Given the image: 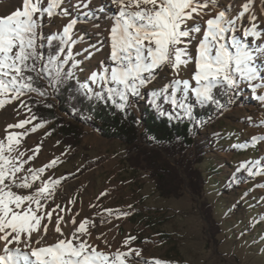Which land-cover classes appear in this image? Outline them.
Segmentation results:
<instances>
[{
  "label": "snow or ice",
  "instance_id": "obj_1",
  "mask_svg": "<svg viewBox=\"0 0 264 264\" xmlns=\"http://www.w3.org/2000/svg\"><path fill=\"white\" fill-rule=\"evenodd\" d=\"M91 3L21 0L16 10L0 15V109L13 105L17 114V121L6 125L0 138V264H148L138 259L141 250L131 246L136 236L129 235L115 252L104 240L106 251L90 242L89 229L97 226L94 219L84 217L78 222L79 212L72 213L67 205L56 203L65 178L47 173L59 158L35 167L32 162L42 143L31 149L23 147L30 134L48 123L33 111V95L47 99L71 86L74 95L70 100L82 97L124 112L131 98L144 95L159 73L170 69L173 78L148 92L151 105L169 120L187 118L194 126H202L204 121L194 120L190 98L201 107L222 111L226 103L234 102L241 85L253 93L264 90V0H260L259 14L256 0H244L235 14L230 5L222 7L220 0H109L111 15L105 18L110 20L111 64L101 62L81 81L78 71H83V61L74 52L81 39L75 35L76 26L81 17L96 21L98 13L108 11L104 6L91 8ZM56 17L70 19L59 31L46 36V25ZM85 51L91 59L93 51ZM189 65L190 78H180ZM257 99L264 101V95ZM164 105H170L172 111H165ZM79 111L71 108L73 114ZM20 115L24 118L19 119ZM262 140L264 137L254 136L251 143ZM240 169L249 176L264 171L260 161L243 162ZM75 202L72 198L68 204ZM104 212L113 215L112 209ZM54 213L55 239L49 243ZM96 215L103 217L104 213ZM62 224L72 226L68 234ZM102 237L100 234L96 239ZM152 264L164 262L154 260Z\"/></svg>",
  "mask_w": 264,
  "mask_h": 264
},
{
  "label": "rangeland",
  "instance_id": "obj_2",
  "mask_svg": "<svg viewBox=\"0 0 264 264\" xmlns=\"http://www.w3.org/2000/svg\"><path fill=\"white\" fill-rule=\"evenodd\" d=\"M243 2L220 0L222 7L231 6L233 14L240 10ZM20 4L21 0H0V15L11 13ZM100 6L108 11L98 13L96 21L81 17L75 29V35L81 38L74 49L77 59L83 61L80 66L83 71H78L81 81L101 62L111 64L110 20L105 18L111 15L109 0H92L90 5L91 8ZM259 8L260 0H256L257 14ZM68 19L54 18L53 23L46 25L45 35L59 31ZM86 49L93 51L91 59L87 58ZM191 70L192 65L183 69L180 78H190ZM172 78L171 70L165 69L149 89H158ZM258 95H264V90L253 93L247 85H241L234 102L212 113L198 132L199 139L208 143L206 160L197 166L207 178L202 199L210 203L213 217L220 224L216 241L201 200L192 192L186 177L182 196H162L150 170L136 159L135 151L121 140L103 137L93 125L82 124V143L75 148L68 147L46 126L30 134L23 147L31 149L42 143L40 154L32 162L35 167L59 158L56 167L47 173L54 178H65L56 203L61 207L67 205L72 213L79 212L78 222L84 217L94 219L97 226L89 229L90 242L101 248H105L103 241L107 240L110 250L115 252L132 235L137 239L131 246L141 250L138 259L148 264L154 260L164 264H264V171L252 178L243 177L239 184L227 182V177L246 160L260 161L264 169V140L255 145L251 143L254 136L264 137V101L257 99ZM143 103L144 95L132 99L139 115ZM190 103L194 107L198 105L191 98ZM13 108L8 105L0 109V138L6 125L17 121ZM48 132L51 135H46ZM187 156L193 159L194 152L188 151ZM171 159L174 161L173 157ZM101 193L107 195L101 196ZM72 198L75 205L68 204ZM93 204L95 208L90 206ZM105 209H112L113 215L108 216ZM97 212H103L104 216H97ZM125 212L130 214L120 215ZM55 218L54 213L53 224L49 225V243L54 241ZM101 219L106 222L101 223ZM65 220H69V215H65ZM61 227L68 234L72 226L62 224ZM100 234H103L102 239H96Z\"/></svg>",
  "mask_w": 264,
  "mask_h": 264
},
{
  "label": "trees",
  "instance_id": "obj_3",
  "mask_svg": "<svg viewBox=\"0 0 264 264\" xmlns=\"http://www.w3.org/2000/svg\"><path fill=\"white\" fill-rule=\"evenodd\" d=\"M151 90L153 89H148L144 94L140 115L132 104V99H140V97L131 98L130 106L121 112L114 106L90 103L82 97L70 100L69 97L74 95L71 86L47 99L33 95L30 102L34 105L35 114L41 120L48 122L46 127L56 133L59 139L70 148L78 147L82 143L84 134L82 124L93 125L103 137L118 139L130 146L136 153V159L150 170L162 196H182L187 178L192 192L201 200L211 234L216 241V236L221 231L220 224L213 217L210 203L202 199L207 178L202 169L197 166L206 160V148H208V143L198 137V132L203 125L194 126V121L169 120L167 116H160L150 103L151 97L148 92ZM222 100L226 103L227 97ZM46 104H52L53 107L48 108ZM73 106L80 111L73 114L71 112ZM164 109L172 111L168 105H164ZM215 111L217 110L214 106L196 105L194 120L206 122ZM190 150L194 152L193 159L187 156ZM243 177L254 176H249L246 170H241L239 167L227 177V182L239 184Z\"/></svg>",
  "mask_w": 264,
  "mask_h": 264
},
{
  "label": "bare ground",
  "instance_id": "obj_4",
  "mask_svg": "<svg viewBox=\"0 0 264 264\" xmlns=\"http://www.w3.org/2000/svg\"><path fill=\"white\" fill-rule=\"evenodd\" d=\"M33 134H34V133H33ZM52 237H53V239H55V235H53Z\"/></svg>",
  "mask_w": 264,
  "mask_h": 264
}]
</instances>
